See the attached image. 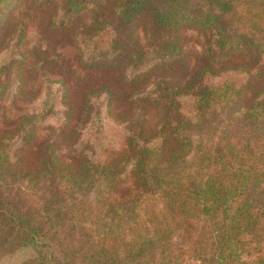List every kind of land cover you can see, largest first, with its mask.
Listing matches in <instances>:
<instances>
[{
    "label": "trees",
    "instance_id": "16d2710c",
    "mask_svg": "<svg viewBox=\"0 0 264 264\" xmlns=\"http://www.w3.org/2000/svg\"><path fill=\"white\" fill-rule=\"evenodd\" d=\"M12 1L0 0V13ZM89 1L70 0L69 9ZM113 19L130 36L146 25L163 32L165 56L178 52L183 29L196 30L211 63L241 56L252 66L242 70L247 82L201 86L193 118L169 120L149 140L142 123L126 175L94 155L69 164L52 147L24 160L49 111L0 138V261L32 248L22 264H264V95L249 99L264 78V0H117ZM115 48L142 61L136 42ZM166 92L181 114L180 93ZM96 127L91 143L102 152L99 119ZM125 184L132 190L121 198Z\"/></svg>",
    "mask_w": 264,
    "mask_h": 264
},
{
    "label": "rangeland",
    "instance_id": "374dc122",
    "mask_svg": "<svg viewBox=\"0 0 264 264\" xmlns=\"http://www.w3.org/2000/svg\"><path fill=\"white\" fill-rule=\"evenodd\" d=\"M116 1L90 0L73 12L70 0H13L1 9L0 138L16 134L33 116L50 114L37 126L30 150L21 155L28 163L52 147L69 164L83 154L94 155L126 175L134 165L130 139L142 123L149 140L160 134L167 121L193 118L190 105L201 86L229 78L247 82L242 70L252 66L241 56L211 63L206 39L196 30L180 32L179 50L173 56L161 53L159 44L165 34L151 25L130 36L113 19ZM124 41L142 48L139 64L115 48ZM208 69L215 73L199 84ZM250 89L249 99L264 95V78L254 80ZM166 91L180 93L181 114L164 97ZM98 119L102 152L91 143ZM5 142L18 144V138ZM131 186L122 185L121 198L131 192ZM34 255L32 248L20 249L0 264H22Z\"/></svg>",
    "mask_w": 264,
    "mask_h": 264
}]
</instances>
